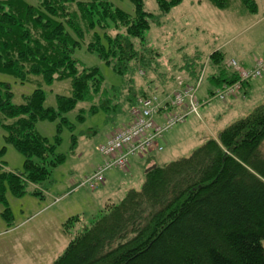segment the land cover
Instances as JSON below:
<instances>
[{
	"label": "trees",
	"instance_id": "trees-1",
	"mask_svg": "<svg viewBox=\"0 0 264 264\" xmlns=\"http://www.w3.org/2000/svg\"><path fill=\"white\" fill-rule=\"evenodd\" d=\"M131 1L132 16L108 0H36L35 4L0 0V74L36 85L20 104H13L11 86L0 82L4 142L24 159L22 172L7 171L0 164V202L5 184L18 197L32 185V194L41 198L38 187L63 161L36 132L37 122L65 121L64 115L77 102L88 103L91 114L99 104L112 115L121 111L113 103L120 97L129 112L138 98L164 99L170 94L160 98L150 80L145 85L136 80L156 55L145 39L154 15L144 11L143 0ZM210 1L224 6L221 0ZM244 1L253 12L254 2ZM155 2L158 14L164 16L181 0ZM86 36L87 51L123 81L122 88L111 95L98 69L81 68L74 58ZM263 58H257L254 65ZM223 62V54L215 52L210 55L206 77L204 70L197 72L190 64L179 74L185 75L186 86L199 81V90L207 79V96L211 97L215 90L239 80L238 73ZM68 79L71 95L57 96L56 110L45 107L42 87ZM251 81L241 83L240 91L226 99L242 97L244 85ZM263 146L264 101L189 156L149 166L140 190H129L117 204H107L103 215L83 225L52 264H264ZM75 222L79 218L68 219L64 231Z\"/></svg>",
	"mask_w": 264,
	"mask_h": 264
},
{
	"label": "rangeland",
	"instance_id": "rangeland-1",
	"mask_svg": "<svg viewBox=\"0 0 264 264\" xmlns=\"http://www.w3.org/2000/svg\"><path fill=\"white\" fill-rule=\"evenodd\" d=\"M27 1L36 3V0ZM108 1L127 14H134L131 0ZM221 1L223 7L215 6L210 0H181L162 16L158 14L155 0H143L144 11L154 15L145 39L148 48L156 55L148 66L150 68L144 69L143 74L138 73L136 80L143 85L150 80L161 98L174 90L173 76L185 72V64L195 67L197 72L208 68L207 59L213 51L220 49L224 57L231 56L232 51L262 57L264 0H252L255 4L253 12L247 10L244 0ZM88 41L89 36H86L74 58L81 68H97L104 88L111 95L122 88L123 81L110 66L87 51ZM207 72L209 70L205 69V77ZM177 78L184 79V76ZM0 82L11 86L13 104H20L23 96L36 88L34 83L21 84L5 74H0ZM206 84L207 79H204L197 97ZM256 89L260 90L262 100L264 75L251 83V93L257 98ZM42 90L45 93L44 106L56 110L57 96L71 95V81L53 82L50 86H43ZM207 100H198L202 105L199 109L202 120H190L196 118L191 114L184 125H177L156 140L155 165L189 156L210 136L218 137L219 132L248 115L255 107V100H246L238 109L227 106V99L204 104ZM113 103L120 106L119 113L109 115L96 104L98 108L91 114L88 103L77 102L64 115L65 121L56 118L36 123V132L54 146V154L62 156L63 161L53 167L49 178L38 187L41 198L32 194V185H27L26 193L20 197L13 195L7 184L4 185V201L0 202V264H52L83 225H89L103 215L105 203L117 204L129 190H140L147 168L144 167L145 160L136 165L135 157L129 158V171L119 168L107 171L104 186L95 189L81 186L87 174L93 172L92 168L96 169L101 163L98 146L117 132L128 118L124 97ZM3 147L2 167L10 172H22L23 157L4 142V131L0 129V151ZM72 217L79 218V222L66 232L63 224Z\"/></svg>",
	"mask_w": 264,
	"mask_h": 264
},
{
	"label": "built area",
	"instance_id": "built-area-1",
	"mask_svg": "<svg viewBox=\"0 0 264 264\" xmlns=\"http://www.w3.org/2000/svg\"><path fill=\"white\" fill-rule=\"evenodd\" d=\"M225 66L237 72L239 80L215 90L204 104L211 100H225L240 91L241 83L260 78L264 73V58L258 60L251 69L242 68L232 59ZM199 84L198 81L196 85L186 86L183 79L177 78L175 89L164 99L155 96L138 98L129 110L130 122L98 146L101 163L81 186L97 188L103 184L107 171L112 168L127 169L129 158L142 157L154 147L157 148L156 140L161 139L166 131L185 123L189 115L199 116L202 106L197 99Z\"/></svg>",
	"mask_w": 264,
	"mask_h": 264
},
{
	"label": "crops",
	"instance_id": "crops-1",
	"mask_svg": "<svg viewBox=\"0 0 264 264\" xmlns=\"http://www.w3.org/2000/svg\"><path fill=\"white\" fill-rule=\"evenodd\" d=\"M220 49H218V50H216V51H213L212 52V54L213 53H215V52H220L219 51ZM221 53V52H220ZM237 58H235V57ZM264 56V54L262 55V57ZM261 56H256V55H248V54H245V53H243V52H238V51H232L231 52V56H227V57H224L223 56V58H224V66H225V64L227 63V61H229V60H236V62L241 66V67H243V68H246V69H249V68H251L253 65H254V62L256 61V59L257 58H262ZM209 58H210V56H209ZM209 58L207 59V61L209 62ZM205 69H207V68H204L203 70H204V73H205ZM176 76H185V75H181V74H178V75H176ZM260 79V78H259ZM256 80H258V79H256ZM255 80V81H256ZM255 81H251L250 83H248V84H246V85H244V87H243V89H242V97L240 96V97H232V98H228L227 99V102L225 103L227 106H229V107H233V108H235V109H238V107H241L242 108V104L246 101V100H251V101H253V100H255V107L257 106V105H259L261 102H263L264 101V98L262 99V100H260V97L262 96L261 95V93L259 92L260 90H258V89H256V91H257V98L255 97V96H253L252 95V93H251V83H253V82H255ZM212 83V82H211ZM208 85H209V81H207V84L203 87V90H202V92H201V94H200V96L198 97V100H202V99H205V98H207L208 96H207V88H208ZM176 87V86H175ZM175 89V88H174ZM255 90V89H254ZM254 107V108H255ZM197 119H199V120H202V118H201V115H199V116H197L196 118H194V117H192L190 120H192V121H197ZM130 122V115H129V112H128V118L126 119V120H124L123 121V123L120 125V128H122V127H124V126H126L128 123ZM186 123V122H185ZM185 123H183L182 125H184ZM120 128H118V129H120ZM220 133V132H219ZM209 139H217V137L216 138H212L211 136H210V138ZM205 142V141H204ZM155 150H156V148L154 147L152 150H150L148 153H146L145 155H143L142 157H138V158H135V159H133L134 161H135V163H136V165L141 161V160H145V169L146 168H149V166H153V165H155V162H154V158H153V154H154V152H155ZM128 168H129V166H128ZM127 168V169H128ZM94 169H95V167H93L92 168V171H94ZM124 170H126V169H124ZM127 171V170H126ZM128 171H129V169H128ZM132 171V170H131ZM126 173H128V172H126ZM89 174H87V176H88ZM102 186H104V185H102ZM107 204H114V203H110V202H107V203H105V205H104V207L107 205ZM103 210H104V208H103Z\"/></svg>",
	"mask_w": 264,
	"mask_h": 264
},
{
	"label": "water",
	"instance_id": "water-1",
	"mask_svg": "<svg viewBox=\"0 0 264 264\" xmlns=\"http://www.w3.org/2000/svg\"><path fill=\"white\" fill-rule=\"evenodd\" d=\"M154 167H155V165H153L151 168H154ZM151 168L146 169L145 173H147Z\"/></svg>",
	"mask_w": 264,
	"mask_h": 264
}]
</instances>
